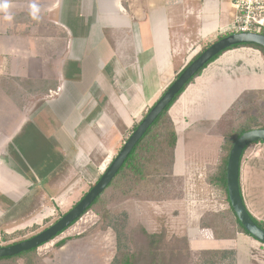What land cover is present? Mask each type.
Listing matches in <instances>:
<instances>
[{
  "label": "rangeland",
  "instance_id": "1",
  "mask_svg": "<svg viewBox=\"0 0 264 264\" xmlns=\"http://www.w3.org/2000/svg\"><path fill=\"white\" fill-rule=\"evenodd\" d=\"M31 18L42 22L41 24L48 25L46 21L43 22L42 17L32 16ZM98 18H101L103 26L109 24L120 26L125 21L119 15L118 18L104 16ZM51 28L54 42L64 38L66 32H63L60 27L51 25ZM99 29H102L104 39H100L97 31ZM106 29V27L92 29L91 38L85 43L89 47V51L98 50L96 43L102 42L101 40L110 41L107 39L109 37H107ZM36 33L43 34V31L39 29L36 30ZM232 33H235L233 28L224 31V36ZM111 42L114 43L112 40ZM212 42L214 43L215 39L196 44L192 41L188 42V45L181 49L180 55L177 56V62L174 63L176 75L188 66L190 56L194 58ZM56 44L57 42L49 55L57 56L59 54L60 45ZM42 54L46 55L44 52ZM100 56L99 58L93 53L89 57L76 59L74 69H78V73L71 69L72 64H66V62L64 64L59 61H53L52 64L37 63L31 66L32 71L26 76L35 74L36 79L26 78L21 83L17 81V78L6 77V64L0 63V91L4 88L5 91L13 93L15 95L13 100L23 106V108L20 107L21 110L28 107L27 121L21 125L17 137L13 139V147L8 150L13 158L18 160L20 157L18 162L21 167H18L20 170L18 174L22 187L20 186V190L8 198H3L5 193L0 191V246L37 235L68 213L106 172L124 143L131 136L134 127L143 119L138 118L130 127H126L113 111L106 112V114H111L117 125V140L115 144H112L114 148L108 145L112 147L110 154L104 152V146L107 144L105 134L110 132L109 128L104 125L105 122L102 127H98L95 122L93 123L92 118L91 121L88 120L91 127L86 129L84 143L88 145L87 148L90 152L89 162L77 160V163L73 164L72 161L65 159L68 151L64 152L63 150L66 149V145L64 147L52 145H56L55 141L58 142L65 135L62 131L63 128H56V126L51 128L50 126L59 123L57 120L59 114L65 113L72 116L71 111L77 106V98L72 95H66L69 101L66 96L57 98L56 93L59 89L50 91L48 95L32 93L26 87L23 88L22 83L36 89V86H33L34 84L31 82L51 79L59 87L63 82L65 88L81 92L86 89L90 79L97 77L94 74L95 68H100L105 60V54ZM46 59L50 61V58ZM13 60L16 61V59ZM27 63V61L19 62V60L10 63L9 71L24 74ZM113 66L115 73L108 70L109 68L107 73H111L108 78L114 81L119 76L122 77L123 75L120 73L123 72L119 65ZM242 66L237 63L233 67L234 69H228L227 72L228 74H233L234 71H237L238 74L242 73L244 72ZM67 68L69 69L68 80L65 79ZM72 71L74 72L73 77L76 79H71ZM45 72L47 74L53 72L52 76L54 77L48 80L38 78L41 77L40 75L45 77ZM165 83L167 89L173 82L166 80ZM196 83L195 81L193 84ZM106 86L108 87V84ZM246 92L248 91L243 92L239 98ZM97 93H99V89L93 90L92 95ZM2 99L7 101L5 97ZM46 99L49 100L47 104H45ZM249 99L248 96L243 97L244 105L242 102L237 105L236 102L233 103L224 116L217 121L194 120L193 123L192 120H185L189 127L185 134L181 133L179 136L172 181L170 183L162 180L166 193L160 200L150 201L146 197H128L109 192L107 197L110 201L106 210L114 212L112 220H108L109 224L94 211H89L56 239L38 248L31 263L27 262L26 258H19L16 261H3L0 264H110L116 256L120 240L123 246L129 248V251L139 253L143 251L144 239H147V244L156 240L152 248L157 257L156 264H169L170 260L172 264H200V251L212 249L215 243L212 233L200 228L201 218L209 211L228 209V201L224 194L209 183V174L215 172L226 156L225 146L228 134L242 123L244 116L256 117L255 125H264V90L254 94L251 99L253 103H248ZM180 101H184V98H181ZM180 101L172 110L175 119L176 109L181 105ZM40 105L42 107L35 114L32 111L33 107L38 108ZM197 105L199 106V100L195 102L196 107H198ZM101 110L98 109L96 112L99 116H102V112H104L102 107ZM79 111L82 112V109L79 108ZM146 111L141 117L145 116ZM105 117L107 116L105 115ZM4 122L5 118H1V131L9 130L4 126ZM43 122H47L49 125L46 130L42 128ZM93 136L99 137L105 144ZM245 160H248V163L259 160V168H252L251 172H246L244 185L245 189H248L247 193H250L251 201L248 204L251 211L256 218L264 222V146L252 145L246 152ZM254 169H256L255 174H253ZM256 194L259 195L258 199ZM4 235H7L9 239L4 240ZM152 236H157V238L152 239ZM63 240H67V243L61 247L58 246ZM252 251L256 263L264 264V251L260 252L254 248Z\"/></svg>",
  "mask_w": 264,
  "mask_h": 264
},
{
  "label": "crops",
  "instance_id": "2",
  "mask_svg": "<svg viewBox=\"0 0 264 264\" xmlns=\"http://www.w3.org/2000/svg\"><path fill=\"white\" fill-rule=\"evenodd\" d=\"M10 5L9 11L13 16L11 21L4 20L3 15L0 14V58L2 57L0 63L6 64V77L21 81L26 78L36 79L35 74L26 77L27 73L32 71L31 66L37 63L52 64L53 61L72 64V68L69 67L78 73L79 70L74 69L76 59L89 57L93 53L98 57L105 54L103 65L98 69L95 68L94 74L97 77L87 82L85 90L79 92L75 89H67L60 80L62 84L56 93L57 98L66 95L77 98V106L71 111L72 116L65 113L59 114L57 118L59 123L50 126L63 128L64 138L58 142L54 140L56 145H52L55 147L66 145L65 150L62 148L64 152L68 151L64 158L72 161L73 164L77 163V160L89 162L90 152L88 145L84 143L86 129L91 127L88 120L92 118L93 123L95 122L98 127H102L105 122L104 125L109 128L110 132L105 134L107 144L99 137H93L105 144L104 152L110 154L112 144H115L117 140V125L111 114L106 112L113 111L126 127H130L134 120L142 119L143 112L147 110V113L164 93L166 80L172 82L175 80L174 63L177 62L181 49L191 41L196 44L210 39L219 40L224 37V31L233 28L236 17L233 0H10ZM118 15L125 19L120 26L116 24L103 26L101 18H98L101 16L118 18ZM32 16L42 17L43 22L46 21L49 26L41 24L42 22L31 18ZM51 25L60 27L68 34L66 36L65 33L64 38L55 41L60 45L57 56L49 55L55 46L51 36L53 35ZM98 27L107 28L109 38H106L110 41L101 40L102 42L96 43L98 50L89 51L85 43L91 38L92 29ZM39 29L43 31V34L36 33ZM97 31L100 39H104L102 29ZM47 57L50 61H47ZM192 59L190 56L188 63ZM18 60L28 62L25 64L24 74L9 71L10 63ZM237 63L243 65L244 72L239 73L240 75L237 71L228 74L227 70L234 69ZM113 65H119L123 72L120 73L122 77L119 76L116 80L112 78L114 81L108 78L111 73H107L108 68L115 73ZM68 71L69 69L65 75L67 80L69 79ZM52 75H54L53 72L52 74L45 72V77L40 75L41 77L38 78L48 80L54 77ZM70 76L71 79H76L73 77V71ZM195 81L197 83L191 84L170 110L178 135V143L180 134H185L189 127L185 120H192L193 123L194 120L217 121L224 116L243 92L264 90V58L260 51L253 48L231 50L210 64ZM2 89L0 120L5 118L4 126L9 130L1 131L0 129V141H2L0 143V191L5 193L3 198H8L22 187L18 174L20 173L18 167H21L18 162L20 157L17 156L18 160L13 158L8 150L13 147V139L17 137L21 125L27 121L28 107L21 110L22 104L15 102L8 90ZM95 89H99V93L92 95ZM4 97L7 101L2 99ZM181 98H184V101H180ZM67 99L69 101L68 97ZM198 100L199 106L196 107L195 102ZM48 101L46 99L45 104ZM179 101L181 105L177 106L175 119L172 110ZM41 107V105L38 108L34 106L32 111L36 114ZM101 107L104 112L102 116H99L96 112L98 109L101 110ZM79 108L82 112H78ZM47 126H49L47 122L42 123L43 129L46 130ZM93 142L95 144V139ZM255 145L264 146V143ZM245 158L246 153L240 168L241 191L249 213L255 217L248 204L251 201L250 193H247L248 189H245L244 181L246 172H251L252 168H259L260 164H258L259 160L248 163ZM256 198H259L258 194ZM214 242L212 249H221L229 245L228 242L216 240ZM234 245L236 264H254L256 260H254L252 249L264 251L263 244L242 233L237 235Z\"/></svg>",
  "mask_w": 264,
  "mask_h": 264
},
{
  "label": "trees",
  "instance_id": "3",
  "mask_svg": "<svg viewBox=\"0 0 264 264\" xmlns=\"http://www.w3.org/2000/svg\"><path fill=\"white\" fill-rule=\"evenodd\" d=\"M15 18L20 19L25 17H15ZM33 23L39 24L37 22H33ZM239 48L256 49L261 52L264 58V49L262 47L258 45L245 44V45H238L231 47L221 52L219 55L214 57L209 63H207L203 67V69H201L184 86V88L175 96V98L170 103V105L156 119V121L152 124L149 130L144 134V136L141 138L139 143L133 149L132 153L129 155L126 162L119 170L113 181L104 190V192L95 200V202L91 205V207L87 209L84 215L89 211H94L96 214L100 215L104 221L107 222L108 220L111 221L112 217H114V212H109L108 210H106L107 204L110 201L107 197L109 192H115L117 195L121 194L128 197H146L150 201H157L165 196L166 190L164 188V183L162 182V180H165V182H170V183L172 181L171 178L173 177L174 166H175V151L178 145V135L176 132L175 124L170 116V110L174 106V104L179 100L182 94L186 91V89L195 82L196 78H198L210 64L215 62L224 53ZM202 52L197 54L188 65H190L196 58H198ZM183 70L176 75L175 80L180 76ZM17 81H19L20 83L22 82L19 79H17ZM31 83L34 84L33 86H36V89L35 88L33 89V87L31 88L28 85L26 86V84L23 83H22V87L23 88L26 87V89L30 90L32 93H40L44 95H48L50 91H57L59 88L58 84L53 80L51 81V79L49 81L36 80ZM258 92L259 91H248L244 93L243 94L244 96L239 98L235 104L237 105L241 103L243 101V97L245 96L250 97L248 103L252 102L251 100L252 97L254 96V94H258ZM8 93L11 95L12 98H15V95L13 93H10L9 91ZM244 102H242V105L245 104ZM151 108L148 110V112L151 110ZM147 113L145 114V116L147 115ZM256 120H257L256 117L244 116L242 118V123H240L230 131L225 146L227 150V154L222 159L221 163L216 168L215 172L213 174H209L210 176L208 177L209 183L215 188L219 189L224 194L226 200L228 201V209L223 211H209L205 213L200 220V228L202 230L210 231L212 233L214 240L218 242H228L229 245L221 249H204L200 251L199 254L200 264H228L229 261H230L229 264H236V248L234 245V241H236L237 235L239 233H242L249 237H252L241 225L235 212L231 207L229 195H228V189H227V163H228L230 151L235 141L241 135L253 129L264 128V125L261 124L255 125ZM138 125L134 127L132 133L137 129ZM252 145H249L245 149L243 153V157L247 152V150ZM94 185L90 188V190L94 187ZM86 194H84L83 197ZM250 215L252 219L261 228L264 229V222L257 220L251 213ZM79 220H77L74 224H76ZM107 224H109V222ZM61 234H59L58 236H60ZM34 236L35 235L0 247L11 246L23 242L25 240H28ZM57 237H55L54 239H56ZM155 238H157V236H152V239ZM8 239L9 237H7V235H4V240H8ZM144 241L145 243H144L143 251L138 253V252L129 251V248L123 246L121 243L122 241L120 240L118 244L119 246L116 256L110 264H156L157 257L155 255L154 250L152 249L154 247L156 240L150 241L148 244H147V239H144ZM66 243L67 240H63L61 241V243H59L58 246L61 247ZM37 249L38 248H35L33 250L23 252L13 257L0 258V262L16 261L19 258H26L27 262L31 263L33 258H35L36 256ZM169 264H172L171 260L169 261Z\"/></svg>",
  "mask_w": 264,
  "mask_h": 264
},
{
  "label": "water",
  "instance_id": "4",
  "mask_svg": "<svg viewBox=\"0 0 264 264\" xmlns=\"http://www.w3.org/2000/svg\"><path fill=\"white\" fill-rule=\"evenodd\" d=\"M258 45L264 49V34L260 33H232L215 41L208 46L198 58L188 65L180 76L171 83L162 96L155 102L151 110L142 119L137 129L124 143L118 155L101 176L94 187L62 218L49 228L23 242L0 247V258L17 256L23 252L40 248L51 242L59 234L70 228L77 220L81 219L88 208L104 192L113 181L119 170L126 162L133 149L139 143L144 134L149 130L156 119L170 105L175 96L184 86L221 52L238 45ZM264 143V128L253 129L245 132L234 143L227 163V189L231 207L244 229L258 242L264 245V229L251 217L243 199L240 185V168L245 149L252 144Z\"/></svg>",
  "mask_w": 264,
  "mask_h": 264
},
{
  "label": "built area",
  "instance_id": "5",
  "mask_svg": "<svg viewBox=\"0 0 264 264\" xmlns=\"http://www.w3.org/2000/svg\"><path fill=\"white\" fill-rule=\"evenodd\" d=\"M233 3L236 10L234 32L264 34V0H233Z\"/></svg>",
  "mask_w": 264,
  "mask_h": 264
},
{
  "label": "clouds",
  "instance_id": "6",
  "mask_svg": "<svg viewBox=\"0 0 264 264\" xmlns=\"http://www.w3.org/2000/svg\"><path fill=\"white\" fill-rule=\"evenodd\" d=\"M10 0H0V14L3 15V19L11 21L13 16L10 13Z\"/></svg>",
  "mask_w": 264,
  "mask_h": 264
},
{
  "label": "flooded vegetation",
  "instance_id": "7",
  "mask_svg": "<svg viewBox=\"0 0 264 264\" xmlns=\"http://www.w3.org/2000/svg\"><path fill=\"white\" fill-rule=\"evenodd\" d=\"M55 224V223H54ZM49 228V227H48Z\"/></svg>",
  "mask_w": 264,
  "mask_h": 264
}]
</instances>
